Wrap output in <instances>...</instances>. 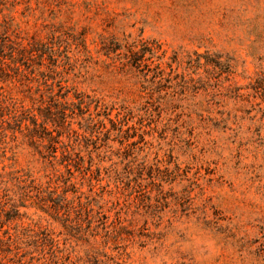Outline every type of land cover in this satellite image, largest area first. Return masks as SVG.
I'll use <instances>...</instances> for the list:
<instances>
[{
    "label": "rangeland",
    "instance_id": "rangeland-1",
    "mask_svg": "<svg viewBox=\"0 0 264 264\" xmlns=\"http://www.w3.org/2000/svg\"><path fill=\"white\" fill-rule=\"evenodd\" d=\"M5 22L60 39L85 107L62 106L70 169L0 135V264H264V0H0ZM10 73L32 106L43 76Z\"/></svg>",
    "mask_w": 264,
    "mask_h": 264
},
{
    "label": "trees",
    "instance_id": "trees-1",
    "mask_svg": "<svg viewBox=\"0 0 264 264\" xmlns=\"http://www.w3.org/2000/svg\"><path fill=\"white\" fill-rule=\"evenodd\" d=\"M8 27L6 22L0 23V83L3 82L2 76L10 77L13 82L14 78L10 72L21 73L29 70L30 73H34L38 70L43 76L42 85L44 88H38V92L31 93L30 96L34 99V103L29 107L21 98L7 92L4 85L0 84V135L6 137L7 129L14 130V133L20 132L29 140L30 144L46 147L47 153L43 152V157L50 163L64 164L66 168L70 169L73 165L70 158L72 152L62 141L63 130L69 114L66 112L68 108L62 106L64 103H69L68 101L72 105L80 103L82 111L85 105L80 96L74 94L71 98L70 92L65 90L67 86L62 84L64 80L58 71L59 64L56 58L61 52V41L52 34L49 38L50 43L29 42L24 44L17 38L14 40L9 38ZM47 60L52 62L47 63ZM43 66L48 68L51 76L42 70ZM74 99H77L78 102H75ZM107 119L113 122L109 114ZM88 120L89 126L91 125L97 132L98 121L91 113H89ZM60 148H64L61 151V156L58 154ZM58 197L65 201V204L72 202L66 194H58ZM3 242L0 238V260L4 259L2 257Z\"/></svg>",
    "mask_w": 264,
    "mask_h": 264
}]
</instances>
